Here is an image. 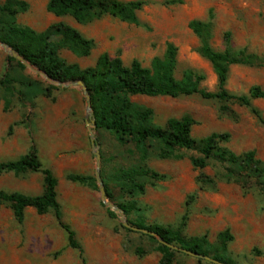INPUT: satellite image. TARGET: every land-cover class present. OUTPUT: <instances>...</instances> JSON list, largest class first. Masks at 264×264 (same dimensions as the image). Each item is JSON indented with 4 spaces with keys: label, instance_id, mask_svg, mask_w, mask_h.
<instances>
[{
    "label": "rangeland",
    "instance_id": "374dc122",
    "mask_svg": "<svg viewBox=\"0 0 264 264\" xmlns=\"http://www.w3.org/2000/svg\"><path fill=\"white\" fill-rule=\"evenodd\" d=\"M7 1L0 0V5ZM18 1L28 5L26 12L17 15L20 26L40 33L64 23L94 40L95 48L87 58H79L69 50L60 51L68 64H78L83 69L93 67L103 53L112 58L120 56L126 66L137 59L150 68L152 60L162 57L166 45L173 43L178 48L175 77L180 80L184 71L193 70L205 75L202 87L215 92L217 76L212 65L198 53L200 41L189 28L191 21L208 20L210 13L214 22L212 46L216 51H224V37L230 33L235 49H247L264 57V0H142L146 5L138 13L139 25L106 17L87 26L70 17L57 18L49 13V0ZM8 58L0 49V80L11 70L17 81L13 86L22 95L12 96L0 88V163L18 160L32 146L36 148L44 168L58 179L63 221L75 231L88 264H159L161 255L156 252V245L140 233L124 231L120 219L110 217L99 189L94 191L68 179L69 175L95 177L96 171L81 89L53 85L33 69L26 66L23 71L18 69ZM48 85L60 88L50 98ZM255 86L264 91V68L231 67L229 92L244 95ZM7 99L11 102L9 108ZM133 100L154 111V124L158 127L164 128L171 118L190 116L196 121L192 129L195 139L229 133L230 140L223 147L237 155L255 151L257 158L264 161V126L249 108L229 103V111L223 113L219 102L199 95ZM252 104L264 116V98L253 100ZM97 141L102 157L101 175L105 178L110 179L118 169L138 165L132 145L121 146L106 131H97ZM181 153L184 155L181 160L152 156L150 168L167 179L158 182L142 179L146 193L135 200L146 225L176 229L187 214L183 228L186 237L207 235L216 244L218 234L229 229L234 236L229 247L234 263L264 264V192L254 182L245 189L240 182L227 181L223 166L215 162L203 170L195 169L191 158L199 154ZM201 177L211 179L213 184L201 188ZM111 188L114 204L132 200L115 189L113 182ZM0 191L40 195L42 175H0ZM191 196L194 199L188 205ZM67 244V234L52 213L41 216L34 209H27L24 224L20 225L11 208L0 205V264H82L79 253ZM138 248L144 250L143 256L136 254ZM182 254L176 256L175 264H198V259Z\"/></svg>",
    "mask_w": 264,
    "mask_h": 264
},
{
    "label": "trees",
    "instance_id": "16d2710c",
    "mask_svg": "<svg viewBox=\"0 0 264 264\" xmlns=\"http://www.w3.org/2000/svg\"><path fill=\"white\" fill-rule=\"evenodd\" d=\"M146 2L142 0L122 2L119 0H49L47 11L57 18L70 17L82 26L90 25L106 17H112L121 22L139 25L138 13L143 10ZM28 5L18 0H8L0 5V41L10 45L27 62L46 73L52 80L59 83L83 81L91 95L97 131H106L111 134L121 146L132 145V153L137 155L138 165L131 168H121L107 179L102 174L109 199L114 202L113 182L115 189L132 200L117 204L124 212L129 223L135 227L157 233L166 242L181 247L193 253L213 258L222 264H235L229 251L234 236L229 229L218 234L216 244H212L207 235L186 237L183 228L188 215L178 228L162 225H146L144 214L135 198L146 193V183L164 181L161 175L150 168V161L155 154L160 160H181L182 151H193L199 154L191 158L195 169L203 170L212 162L224 168L223 177L227 181H237L245 189L254 182L255 186L264 192V161L259 160L255 151L237 155L222 144L230 140V134L213 133L206 138L197 140L192 136V129L196 121L190 116L180 119L171 118L164 128L154 124V111L144 105L134 102L136 97H170L180 98L199 95L205 100L217 101L221 104V112L229 111L227 104H237L249 108L264 126V116L255 107L253 100L264 98L261 87L255 86L248 94L236 95L229 92L227 86L230 69L233 66L250 68H264V57L248 52L247 49H235L230 33L224 37L225 49L216 51L212 46L214 38L213 15L208 20H193L189 28L198 37L200 48L198 53L213 67L217 76L218 85L215 92L207 91L202 87L206 80L205 75L193 70H186L180 80L175 77L178 60V48L173 43L166 45L162 57H155L150 68L134 59L126 66L120 56L112 58L103 53L93 67L81 68L78 64H68L61 56V50H69L79 58H87L95 48V42L86 38L79 30L57 23L44 32H36L29 27L17 23V15L26 12ZM20 70L26 67L14 58H8ZM11 70L0 80V88L7 94L22 95L17 92ZM59 87L48 85L47 97ZM54 100V99H53ZM10 100H6L9 108ZM98 143V141H97ZM99 144V143H98ZM12 173L15 176H24L29 173L41 174L43 178V192L37 196L22 193H8L0 191V205H7L13 211L16 221L23 225L27 209H34L38 215L52 213L58 225L67 234V247L79 253L82 264H88L82 245L76 238L75 231L63 221L61 204L58 200V179L53 172L44 168L34 146L30 152L15 161L0 163V175ZM68 179L75 184L98 189L94 176L69 175ZM201 188L213 184L211 179L199 178ZM194 196L190 197L188 205ZM111 218L116 215L108 209ZM127 233H135L121 225ZM156 245V252L161 255L159 264H175L176 256L182 254L162 245L157 238L140 234ZM60 251L58 254H61ZM138 256L145 254L138 248ZM184 255V254H182ZM198 264H212L198 260Z\"/></svg>",
    "mask_w": 264,
    "mask_h": 264
},
{
    "label": "water",
    "instance_id": "95a60500",
    "mask_svg": "<svg viewBox=\"0 0 264 264\" xmlns=\"http://www.w3.org/2000/svg\"><path fill=\"white\" fill-rule=\"evenodd\" d=\"M0 49L4 51V53L10 57V58H14L16 61L22 63L24 66H26L27 68L33 69L34 71H36L38 74L42 75L49 83L56 85V86H60L62 88H79L81 89L83 96L86 100V126L89 132V136H90V141H91V145H92V150H93V154L95 157V161H96V171H95V178H96V182L98 185V189L100 192V196H101V201L103 203V205H105L108 209H110L121 221V224L123 227H125L126 229H129L133 232L136 233H140L143 235H148L151 237H155L158 239V241L170 248L173 251H177L183 254H186L188 256H191L195 259L198 260H203L212 264H222L216 260H214L213 258L209 257V256H205V255H200L197 253H193L190 252L188 250H185L181 247H178L176 245L170 244L168 242H166L163 238H161L157 233L151 232L149 230L146 229H142V228H138L135 227L133 225H131L125 215V212L116 204H114L108 197L107 195V191L105 188V184L103 182L102 179V175H101V151H100V145L97 143V124H96V118L94 116V112H93V106H92V99H91V95L88 91V88L86 87V85L83 83V81L79 80L76 82H70V83H59L56 82L54 80H52L46 73L40 71L39 69H36L33 65H31L29 62H27L15 49H13L10 45L5 44L3 42L0 41Z\"/></svg>",
    "mask_w": 264,
    "mask_h": 264
},
{
    "label": "crops",
    "instance_id": "0c3cea01",
    "mask_svg": "<svg viewBox=\"0 0 264 264\" xmlns=\"http://www.w3.org/2000/svg\"><path fill=\"white\" fill-rule=\"evenodd\" d=\"M78 24V23H77ZM76 29V28H75Z\"/></svg>",
    "mask_w": 264,
    "mask_h": 264
}]
</instances>
